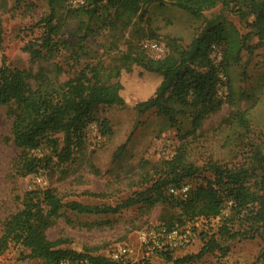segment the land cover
Wrapping results in <instances>:
<instances>
[{
	"label": "rangeland",
	"instance_id": "obj_1",
	"mask_svg": "<svg viewBox=\"0 0 264 264\" xmlns=\"http://www.w3.org/2000/svg\"><path fill=\"white\" fill-rule=\"evenodd\" d=\"M105 4L101 2L99 11L91 14V6L80 10L70 0H58L54 23L59 27L56 39L61 50L56 56L32 61L25 48L45 31L41 20L50 13L49 0H0V55L5 56L8 65L36 71L40 66L52 69L55 64L68 70L69 64L75 63L61 80L87 63H99L111 75L120 68V75L112 77L111 82H121L126 98L124 105H100L94 109L95 120L86 129L84 146L70 161L53 170L28 175L20 170L22 152L13 141L9 107H0V236L5 221L23 207L29 189L52 187L64 202L115 205L149 187L164 170L165 162L185 149L187 160L200 169L179 188L166 190L168 196H185L203 177L213 178L208 162L246 164L254 145L264 138V45L257 44L256 36H250V48L241 51L240 60L225 68L218 92L224 104L196 132L190 108L180 103L169 104L173 107L170 115L156 108L139 113L135 104L152 94L159 78L141 73L139 67L123 66L125 53L147 40L157 41L166 54L174 45L187 47L205 26V19L219 14L240 34L250 33L248 22L240 19L236 11L223 10L218 5L197 18L171 2H155L147 5L143 17H135L125 28L123 23L112 20V10ZM252 19L249 17V21ZM72 51L78 52L77 57ZM211 57L218 64L221 47H215ZM167 212L160 201L107 215L64 209L46 234L53 241L61 240L60 248L110 259L119 249H125L116 259L124 264H172L163 253H169L173 260L198 254L203 246L201 233L218 234L226 219L232 218L234 222L229 225L240 229L231 201L219 217L188 222L175 228L172 237L159 234ZM149 232L155 235L151 241H143V234ZM152 240L165 245L157 247ZM221 241L225 251L215 250L183 264H264V258H259L263 248L260 237ZM22 253L28 250L11 244L0 256V264H41L40 259L23 258ZM61 264L83 263L65 260Z\"/></svg>",
	"mask_w": 264,
	"mask_h": 264
},
{
	"label": "trees",
	"instance_id": "obj_2",
	"mask_svg": "<svg viewBox=\"0 0 264 264\" xmlns=\"http://www.w3.org/2000/svg\"><path fill=\"white\" fill-rule=\"evenodd\" d=\"M58 0H49L51 10L41 22L45 31L26 46L32 61L56 56L61 43L56 19ZM106 2L112 10V20L127 28L132 20L146 14L147 5L155 2H171L192 16L204 17V13L218 5L223 10L236 11L240 19L248 22L250 33L240 34L223 15L205 19V26L187 47L174 45L163 57L155 58L141 47L130 48L123 58V66L141 68V73L156 76L159 82L152 94L135 104L139 113L156 108L170 115V103H180L190 108L193 132L211 114L224 104L219 96L225 68L240 60L243 49H249L251 35L264 45V0H84L80 10L91 6L95 14ZM249 17L253 19L249 21ZM215 47H221L222 58L218 64L211 57ZM75 57L78 52L72 51ZM75 62L77 59L75 58ZM75 63L64 70L55 64L52 69L40 66L36 71L20 69L7 64L0 55V107H9L12 118L11 132L14 144L21 150L20 170L23 175L53 170L70 161L74 153L83 148L86 129L95 120L94 109L100 105H124L126 98L119 80L111 82L115 75L107 73L101 64H85L65 80L60 77L69 72ZM240 118H244L242 115ZM107 126V121H104ZM121 150V149H120ZM213 178L203 177L185 196H168L170 187L179 188L186 180L198 173L200 167L186 158V150L165 162L159 177L145 190L136 192L115 205H94L79 201H66L52 187L32 188L26 191L23 207L4 223L0 236V256L11 244L20 246L28 253L23 258L40 259L41 264H61L65 260L83 264H124L103 255H92L60 248L61 240H51L46 234L62 210L70 209L81 214H115L136 205H153L160 201L168 212L162 217L167 231L182 227L201 218L219 217L229 201L233 203L240 229H234L232 218L226 219L218 234L201 233L203 246L198 254L175 259L163 253L166 261L183 264L215 250H226L221 240L260 237L264 258V138L254 145L248 163L228 166L208 162ZM93 196H101L93 193ZM219 236V237H218ZM126 264H152L148 261Z\"/></svg>",
	"mask_w": 264,
	"mask_h": 264
},
{
	"label": "built area",
	"instance_id": "obj_3",
	"mask_svg": "<svg viewBox=\"0 0 264 264\" xmlns=\"http://www.w3.org/2000/svg\"><path fill=\"white\" fill-rule=\"evenodd\" d=\"M70 2L77 6L84 4V0H70ZM141 46L148 53L155 54V55L152 54V56L155 58H163L166 55L165 49L157 41L147 40L143 42ZM171 190L173 191V188ZM173 232H175V230L167 231L166 228L162 227L159 234L167 236V237H172ZM154 235H155L154 232L144 233L142 239L143 241H147L149 238V240L151 241V238ZM152 242L155 244V246L160 247V248H162L165 245V243L159 242V241L152 240ZM123 252H125V249H119V251L114 254L113 260L120 258V255L123 254Z\"/></svg>",
	"mask_w": 264,
	"mask_h": 264
}]
</instances>
